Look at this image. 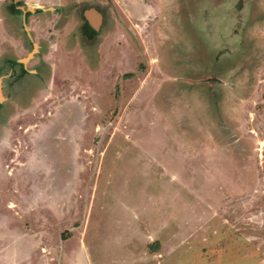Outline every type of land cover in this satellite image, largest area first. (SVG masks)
<instances>
[{"label":"rangeland","instance_id":"obj_1","mask_svg":"<svg viewBox=\"0 0 264 264\" xmlns=\"http://www.w3.org/2000/svg\"><path fill=\"white\" fill-rule=\"evenodd\" d=\"M1 34L0 264H264V0H0Z\"/></svg>","mask_w":264,"mask_h":264},{"label":"crops","instance_id":"obj_2","mask_svg":"<svg viewBox=\"0 0 264 264\" xmlns=\"http://www.w3.org/2000/svg\"><path fill=\"white\" fill-rule=\"evenodd\" d=\"M0 37H2V34H1V36ZM6 51H8V50H6ZM9 53H10V51H8ZM11 54V53H10Z\"/></svg>","mask_w":264,"mask_h":264},{"label":"water","instance_id":"obj_3","mask_svg":"<svg viewBox=\"0 0 264 264\" xmlns=\"http://www.w3.org/2000/svg\"><path fill=\"white\" fill-rule=\"evenodd\" d=\"M24 62H26V61L24 60Z\"/></svg>","mask_w":264,"mask_h":264}]
</instances>
